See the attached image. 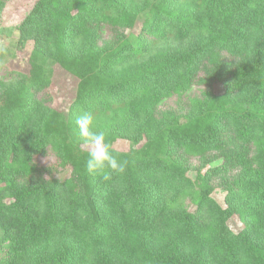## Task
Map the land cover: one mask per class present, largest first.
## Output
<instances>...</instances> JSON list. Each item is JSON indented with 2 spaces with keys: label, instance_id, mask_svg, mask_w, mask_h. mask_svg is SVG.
Returning <instances> with one entry per match:
<instances>
[{
  "label": "trees",
  "instance_id": "obj_1",
  "mask_svg": "<svg viewBox=\"0 0 264 264\" xmlns=\"http://www.w3.org/2000/svg\"><path fill=\"white\" fill-rule=\"evenodd\" d=\"M16 31L0 264H264V0H36ZM54 66L77 81L66 112ZM84 112L127 161L110 181L85 167Z\"/></svg>",
  "mask_w": 264,
  "mask_h": 264
},
{
  "label": "rangeland",
  "instance_id": "obj_2",
  "mask_svg": "<svg viewBox=\"0 0 264 264\" xmlns=\"http://www.w3.org/2000/svg\"><path fill=\"white\" fill-rule=\"evenodd\" d=\"M35 1L36 0H7L6 2L5 10L0 17V44H3L6 48V53L0 54V74L5 70H14L18 72H25L27 70L26 58L31 49V44H27L20 54H16V42L18 38L16 26L29 12ZM137 31L138 27H136L134 32ZM76 84V79L59 67L54 66L52 82L48 90L52 107L66 112L74 98ZM215 90L219 91L221 89L220 87H216ZM113 147L119 151H125L127 149V143L118 141ZM212 197L219 204H222L224 193L219 189H215L212 193ZM228 226L233 232H238L241 229V225L236 217H232L228 221Z\"/></svg>",
  "mask_w": 264,
  "mask_h": 264
},
{
  "label": "clouds",
  "instance_id": "obj_3",
  "mask_svg": "<svg viewBox=\"0 0 264 264\" xmlns=\"http://www.w3.org/2000/svg\"><path fill=\"white\" fill-rule=\"evenodd\" d=\"M6 53V48L0 44V54ZM76 131L79 146L86 153L85 167L91 174L99 175L103 181H110L113 174H122L127 161L119 160L113 154L112 144L106 140V130L93 129V116L84 112L76 118Z\"/></svg>",
  "mask_w": 264,
  "mask_h": 264
}]
</instances>
